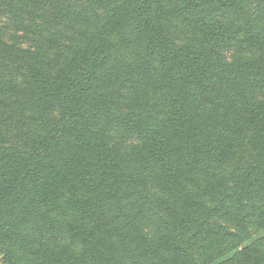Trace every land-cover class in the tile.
<instances>
[{
    "label": "trees",
    "instance_id": "obj_1",
    "mask_svg": "<svg viewBox=\"0 0 264 264\" xmlns=\"http://www.w3.org/2000/svg\"><path fill=\"white\" fill-rule=\"evenodd\" d=\"M0 12L6 264H264V0Z\"/></svg>",
    "mask_w": 264,
    "mask_h": 264
},
{
    "label": "rangeland",
    "instance_id": "obj_2",
    "mask_svg": "<svg viewBox=\"0 0 264 264\" xmlns=\"http://www.w3.org/2000/svg\"><path fill=\"white\" fill-rule=\"evenodd\" d=\"M0 34L3 40L9 44H15L23 49H28L32 47V39L35 36L31 33L26 34L25 32H19L17 30V26L15 25L14 21L10 18V16L6 13L0 12ZM226 59H230L235 55L233 49H227L224 53ZM244 57H249V54H244ZM9 76V73L3 75V77ZM125 140V139H124ZM128 145V141L125 140L124 142ZM0 264H6L4 262V257L2 252L0 251Z\"/></svg>",
    "mask_w": 264,
    "mask_h": 264
}]
</instances>
